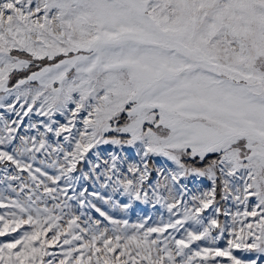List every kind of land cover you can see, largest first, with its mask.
Here are the masks:
<instances>
[{
    "label": "snow or ice",
    "instance_id": "6c2138e0",
    "mask_svg": "<svg viewBox=\"0 0 264 264\" xmlns=\"http://www.w3.org/2000/svg\"><path fill=\"white\" fill-rule=\"evenodd\" d=\"M0 109V264H264V0H0Z\"/></svg>",
    "mask_w": 264,
    "mask_h": 264
},
{
    "label": "rangeland",
    "instance_id": "374dc122",
    "mask_svg": "<svg viewBox=\"0 0 264 264\" xmlns=\"http://www.w3.org/2000/svg\"><path fill=\"white\" fill-rule=\"evenodd\" d=\"M5 110L4 109H0V113H2V112H4ZM11 118H15V116L13 115V114H8ZM25 119V125H26V123H27V121H28V118L27 117H25L24 118ZM11 170V169H10ZM0 187H2V185H0ZM190 187H191V185H190ZM141 208H144V206L143 205H141ZM0 211H3V209H0ZM145 211H147V209H145ZM143 213L141 212V213H133L130 217H129V219H130V222H132V223H135L136 221H137V217H138V215H142ZM118 218H123V217H118ZM7 240V237H0V242H3V241H6ZM50 251H59V249L58 248H53V249H50Z\"/></svg>",
    "mask_w": 264,
    "mask_h": 264
}]
</instances>
